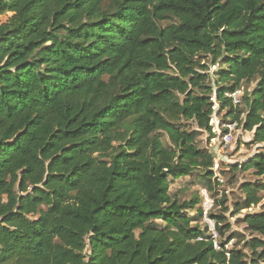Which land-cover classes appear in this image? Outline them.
<instances>
[{
    "label": "trees",
    "instance_id": "obj_1",
    "mask_svg": "<svg viewBox=\"0 0 264 264\" xmlns=\"http://www.w3.org/2000/svg\"><path fill=\"white\" fill-rule=\"evenodd\" d=\"M10 14L0 264H264V212L248 241L211 216L217 250L200 198L171 195L214 176L198 137L216 104L264 145V0H0ZM251 82L242 111L226 94ZM235 170L264 177V149ZM241 191L237 210L257 207L264 182Z\"/></svg>",
    "mask_w": 264,
    "mask_h": 264
},
{
    "label": "rangeland",
    "instance_id": "obj_2",
    "mask_svg": "<svg viewBox=\"0 0 264 264\" xmlns=\"http://www.w3.org/2000/svg\"><path fill=\"white\" fill-rule=\"evenodd\" d=\"M10 16L11 14L0 17V22H5ZM167 24L166 22L165 25ZM217 71L218 67L216 69L215 67H211L210 73L213 78ZM256 86L257 82L244 84L242 88L243 95L252 93ZM238 109L246 111L243 103L240 104ZM211 125L215 139H212L209 133L202 132L198 137V145L200 148L208 150L213 154L215 158L214 176L210 181H202L198 178L199 174H195L192 177L174 182L171 186V195L176 197L180 202L191 201L199 197L203 208L204 198L201 196V192L207 190L210 199L213 201V207L208 216L213 224L210 226L203 218L199 221V225L202 228L208 226L210 234L213 235L216 233V230L215 221L211 216H223L226 220L225 223L230 225V231L226 233L224 241H227L233 233L242 234L244 237L242 241H248L253 235L248 231L246 225L243 223V219L249 213L264 212V192L261 193L263 202L259 206L249 210L238 211L237 205L244 201L241 187L247 182L262 183L264 182V177H257L252 171H237L235 168L252 159L264 149V145L256 146L251 144L253 134L246 132L242 126L232 122V119L228 117V110H222L218 104H216ZM191 127L195 129L196 125L192 124ZM230 127L233 129V139L229 144H226L224 137L230 131ZM194 214L195 212L190 213V215ZM158 223L160 224V222ZM217 240L218 242L221 241L218 234ZM235 242L236 240H233L229 244V247H232Z\"/></svg>",
    "mask_w": 264,
    "mask_h": 264
},
{
    "label": "built area",
    "instance_id": "obj_3",
    "mask_svg": "<svg viewBox=\"0 0 264 264\" xmlns=\"http://www.w3.org/2000/svg\"><path fill=\"white\" fill-rule=\"evenodd\" d=\"M216 69V67H215ZM226 96L228 98H230L234 104L235 107L240 106V104L242 103V96H243V91L238 89L236 91L233 92H229L228 94H226ZM233 129L230 127V131H228V133L226 134V136L224 137V141L226 144H229L232 139H233V134H232ZM201 196L204 198L203 201V218L205 219V221H207L210 226H212V222L209 219V213L212 210L213 207V201L210 199L207 190H203L201 192ZM215 233V232H214ZM213 241H214V248L215 249H219V245H218V240H217V234H213L212 237ZM201 240V239H199Z\"/></svg>",
    "mask_w": 264,
    "mask_h": 264
}]
</instances>
